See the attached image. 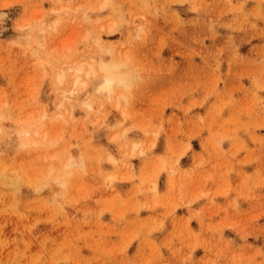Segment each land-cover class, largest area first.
<instances>
[{"label": "rangeland", "instance_id": "obj_1", "mask_svg": "<svg viewBox=\"0 0 264 264\" xmlns=\"http://www.w3.org/2000/svg\"><path fill=\"white\" fill-rule=\"evenodd\" d=\"M2 8L0 264H264V0ZM99 55L127 85L59 106Z\"/></svg>", "mask_w": 264, "mask_h": 264}, {"label": "bare ground", "instance_id": "obj_2", "mask_svg": "<svg viewBox=\"0 0 264 264\" xmlns=\"http://www.w3.org/2000/svg\"><path fill=\"white\" fill-rule=\"evenodd\" d=\"M7 17L8 12L3 8L0 9V26L5 24ZM24 27L28 28L29 26L24 25ZM94 41L98 44L97 39H94ZM120 67L121 63L114 60H105L102 55L88 56L84 60H75L74 62L68 63L66 66L67 70L58 73L55 79V82L59 85V93L62 95L59 106H62L63 100H79L82 96H85L81 99V103L83 109H85V115L89 114V112L94 110L92 102L87 100L88 97L93 94L92 92L98 96L106 95L110 97L116 91L117 87L127 85V73L123 72ZM68 73L72 77L67 85L65 79ZM116 107H119V102H116ZM69 116L73 118L72 110L69 111ZM39 130L42 133V137L46 138L48 134L47 127H39L37 130L35 129L33 131L31 128L26 127L22 130L13 131V133L17 136H23L28 142L31 140L32 134H37ZM59 137L60 136L55 137L51 143H55ZM138 145L139 144L135 142L133 147L135 148ZM85 161V158H80L78 160L71 159L68 163L69 165L83 167L85 166ZM0 174L6 178L9 183L13 184L16 182V177L6 174L4 169H1ZM61 184L64 185L63 182ZM156 187V184H154L153 188Z\"/></svg>", "mask_w": 264, "mask_h": 264}]
</instances>
